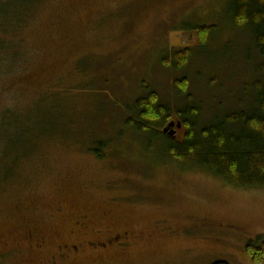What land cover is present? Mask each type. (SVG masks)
Listing matches in <instances>:
<instances>
[{
  "label": "rangeland",
  "instance_id": "1",
  "mask_svg": "<svg viewBox=\"0 0 264 264\" xmlns=\"http://www.w3.org/2000/svg\"><path fill=\"white\" fill-rule=\"evenodd\" d=\"M228 2L0 0V18L20 26L10 37L18 63H0V139L16 152L0 168V264H257L244 248L264 238V190L182 166L125 123L145 87L172 109L185 105L175 78H187L203 122L217 101L231 105L257 58L247 61ZM183 24L218 32L197 51L198 32ZM184 48L194 56L183 71L160 65ZM85 216L89 228L76 225ZM98 230L133 238L86 244Z\"/></svg>",
  "mask_w": 264,
  "mask_h": 264
},
{
  "label": "trees",
  "instance_id": "2",
  "mask_svg": "<svg viewBox=\"0 0 264 264\" xmlns=\"http://www.w3.org/2000/svg\"><path fill=\"white\" fill-rule=\"evenodd\" d=\"M228 8L231 29L245 31L248 35L247 61L252 60V53H256L257 58L254 64L250 62L251 76L236 88L231 105L217 101L216 106L211 107L209 121L203 122L204 109L190 96L187 78H175L173 88L185 99V105L172 109L160 100L156 91L145 87L127 107L129 116L125 123L140 134L156 137L163 145L164 154L182 166L201 168L243 190H264V0H229ZM4 18H0V31L6 33L0 36V63L8 60L11 65L7 66L11 67L18 63L20 53L16 50L18 44H13L10 37L15 36L20 26L13 27L7 21L12 23L14 19ZM184 26L187 31L198 32L197 51H205L209 40L218 32L216 26L208 24ZM193 56L190 48L183 51L173 49L169 56L161 58L160 65L181 72L188 67ZM173 118L182 127V134L175 139L162 133ZM103 145L98 142L93 146L97 158L102 157ZM9 151L3 150L0 139V168L3 170L9 169L6 164L13 152L16 154L11 149ZM21 157L13 158L12 162L18 163ZM244 249L251 261L264 263L262 236L249 241Z\"/></svg>",
  "mask_w": 264,
  "mask_h": 264
},
{
  "label": "flooded vegetation",
  "instance_id": "3",
  "mask_svg": "<svg viewBox=\"0 0 264 264\" xmlns=\"http://www.w3.org/2000/svg\"><path fill=\"white\" fill-rule=\"evenodd\" d=\"M85 218H87L86 216L81 218L80 221H78L76 223V225H81L83 227H87L89 228V222H85ZM105 232L106 233V237L104 239L99 240V237L100 235H98L99 233H103ZM95 235H96V238L95 239H92L91 241H86V244H88L89 246L93 247V245L95 247H101V249L103 248H111V247H114V246H120V247H124L125 245H127L130 240L133 238V234L132 232H130L129 230L123 233H114V234H111L110 231L108 230H98V231H95L94 232ZM83 244L82 240H81V243H76V244H71L70 248H72V250H75V251H78V249L81 247V245ZM64 248V247H62ZM67 248V247H65ZM70 248L68 250H70Z\"/></svg>",
  "mask_w": 264,
  "mask_h": 264
},
{
  "label": "water",
  "instance_id": "4",
  "mask_svg": "<svg viewBox=\"0 0 264 264\" xmlns=\"http://www.w3.org/2000/svg\"><path fill=\"white\" fill-rule=\"evenodd\" d=\"M176 126V128H180L181 127V123L180 122H174V121H170L163 129H162V133L167 136H169L170 138H174L175 137V130L174 127Z\"/></svg>",
  "mask_w": 264,
  "mask_h": 264
}]
</instances>
